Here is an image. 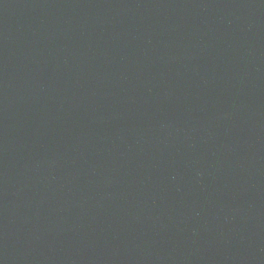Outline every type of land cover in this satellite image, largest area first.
<instances>
[{
  "label": "water",
  "instance_id": "95a60500",
  "mask_svg": "<svg viewBox=\"0 0 264 264\" xmlns=\"http://www.w3.org/2000/svg\"><path fill=\"white\" fill-rule=\"evenodd\" d=\"M0 264H264V0H0Z\"/></svg>",
  "mask_w": 264,
  "mask_h": 264
}]
</instances>
